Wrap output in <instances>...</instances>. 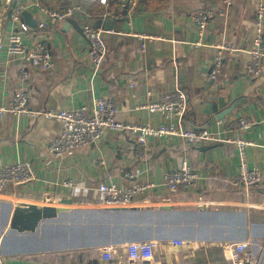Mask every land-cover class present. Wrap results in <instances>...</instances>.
<instances>
[{"label": "crops", "instance_id": "obj_1", "mask_svg": "<svg viewBox=\"0 0 264 264\" xmlns=\"http://www.w3.org/2000/svg\"><path fill=\"white\" fill-rule=\"evenodd\" d=\"M230 1L138 0L129 19L106 16L108 10L118 8L119 0H109L108 5L98 0L13 1L29 10L37 23L48 25L36 40L48 45L54 68L26 64L29 106L34 110L80 107L108 96L124 123L158 125L165 117L140 107L148 100L147 92L157 99L178 87L189 99L185 125L199 129L210 117L202 112L204 105L210 108L204 100L207 93L216 91L226 99L245 101L237 114L207 125L222 140L199 145L151 137L146 160L138 156L136 134L130 129L106 130L95 143L55 159L48 146L60 130L58 121L3 114L0 166L26 161L34 167L36 178L26 185L9 184L0 193V264H231L224 245L250 240L258 247L264 242V180L249 190L235 183L238 149L227 141L235 136L251 140L249 165L264 171V61L262 74L252 76L247 52L260 0ZM36 2L50 9L81 5V11L60 22L32 4ZM7 7V0H0L5 42L13 28L10 14L4 19ZM201 8L225 12L210 21L206 42L243 49L223 52L222 71L215 80L209 73L218 48L190 44L198 38L192 16ZM85 23L115 31L104 35L109 52L97 74L89 61V42L82 31ZM135 33L152 38H139ZM7 57L4 53L0 58V104H8L20 86L21 64L14 60L6 65ZM239 115L253 119V126L242 132L227 129L225 123ZM184 158L199 174L193 189L160 187L123 206L100 202L96 189L100 182L128 185L131 180L125 172L138 167L144 177L160 185ZM212 165L217 169L213 171ZM69 180L76 189L64 184ZM65 198L72 203H61ZM17 203L67 209L41 222L35 232H19L10 227ZM137 240L156 242L153 259L126 258L127 243ZM110 245L122 262L103 259V248Z\"/></svg>", "mask_w": 264, "mask_h": 264}, {"label": "built area", "instance_id": "obj_2", "mask_svg": "<svg viewBox=\"0 0 264 264\" xmlns=\"http://www.w3.org/2000/svg\"><path fill=\"white\" fill-rule=\"evenodd\" d=\"M137 1L119 0L118 8L114 11L108 10L106 16L115 19H129V15L133 12ZM224 1L227 4L231 2L230 0ZM98 2L108 5L109 0H98ZM32 4L38 6L49 16L60 22L66 21L81 11V5L63 9H50L37 2ZM22 10L23 6L18 3L12 6L10 20L13 23V28L7 42L3 38L0 39V58L6 53L8 56L6 65H9L14 60L21 64L20 86L8 104H0V116L10 112L17 116L29 115L35 118L43 116L58 121L60 130L50 140L48 146L53 158L57 159L63 155H73L78 148L95 143L106 130H133L136 134V152L143 160L147 159L151 137L176 138L188 143H197L203 140H222L220 136L208 129H193L185 125L184 118L188 112L189 99L186 92L178 87L157 99L152 98L153 93L151 91L147 92L148 100L140 107L148 109L151 113L163 115L165 121L158 125L124 123L117 118L118 106L108 96H99L93 99L92 103L58 111L34 110L30 108L29 72L26 64L44 70H52L55 64L48 45L44 41L36 40L39 34L48 29V25L46 22L41 21L36 27H30L21 17ZM125 10H127V14L124 13ZM217 14L224 15L225 12H217L212 8H201L192 16L197 28L198 38L195 41H191V45L195 47L213 46L212 43L205 41V37L210 21ZM254 19L255 29L251 38V45L247 49L250 57L248 72L254 77H259L262 74L264 61V0L258 2ZM82 31L89 42L90 65L93 72L97 74L109 52L104 35L115 31L89 23L82 25ZM135 35L143 39L152 38V35H144L142 33H135ZM213 47H217L218 52L213 60L209 77L215 80L222 71L223 52L233 53L243 51V49L229 43H221ZM225 124L227 129L231 131L242 132L250 129L254 121L249 116L239 115ZM227 141L233 142L238 149L239 163L235 183L246 190L260 184L264 180V171L261 168L251 167L248 161L247 150L253 142L242 136H235L233 139L228 138ZM211 169L214 171L217 166L212 165ZM143 171L137 167L134 170L125 172V177L131 180L128 185L112 180L100 182L96 188L100 202L107 206H123L131 204L140 195L160 187H165L170 191L190 190L195 187L199 175L185 158L180 161L177 167L165 174V181L160 184L161 186L148 177H144ZM35 178V169L29 162L18 161L10 165L0 166V193L9 184L14 186L26 185L33 182ZM64 184L77 188L73 180L65 181ZM155 246L156 242L152 240L129 242L126 245V258L130 261L151 260L154 256ZM223 251L231 264H264V242L258 247H255L250 240L227 243L224 245ZM102 257L111 263L123 261L113 245L103 248Z\"/></svg>", "mask_w": 264, "mask_h": 264}, {"label": "water", "instance_id": "obj_3", "mask_svg": "<svg viewBox=\"0 0 264 264\" xmlns=\"http://www.w3.org/2000/svg\"><path fill=\"white\" fill-rule=\"evenodd\" d=\"M14 0H7V11L4 16V19L10 14V11L13 6ZM127 14V10L124 11ZM23 21L30 27H36L37 21L33 18L31 12L27 9H23L21 13ZM3 38V29H0V39ZM205 104H209L210 108H207L204 105L202 112L206 115H209L208 124L214 123L218 120L225 119L237 114L239 112L240 106L245 101L244 98L229 100L225 96L219 95L216 91H211L205 95ZM206 106V107H205ZM205 124L200 128L207 129ZM198 128V127H197ZM213 140H203L197 142L199 145H207L212 143ZM61 203L68 204L72 203V199L65 198ZM66 207H55L50 205H38V204H29V203H17L11 217L10 227L19 232H35L38 230L41 222L44 220L55 218L58 213L66 210Z\"/></svg>", "mask_w": 264, "mask_h": 264}, {"label": "trees", "instance_id": "obj_4", "mask_svg": "<svg viewBox=\"0 0 264 264\" xmlns=\"http://www.w3.org/2000/svg\"><path fill=\"white\" fill-rule=\"evenodd\" d=\"M118 1V0H117Z\"/></svg>", "mask_w": 264, "mask_h": 264}]
</instances>
